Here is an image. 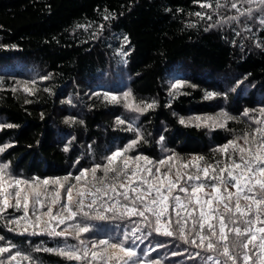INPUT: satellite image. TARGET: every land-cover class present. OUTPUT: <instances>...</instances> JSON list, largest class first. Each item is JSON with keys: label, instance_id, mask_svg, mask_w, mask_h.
<instances>
[{"label": "trees", "instance_id": "16d2710c", "mask_svg": "<svg viewBox=\"0 0 264 264\" xmlns=\"http://www.w3.org/2000/svg\"><path fill=\"white\" fill-rule=\"evenodd\" d=\"M220 2L225 7L216 8V0H0V125H4L0 146L11 145L0 153V164L9 165L5 179L69 177L68 184L82 186L83 180H75L81 170L106 163L111 151L136 139V132L126 130L129 123L143 140L127 155L147 156L154 162L173 153L181 161L197 156H203L205 163L222 161L226 157L215 151L218 147L264 128V123L255 122L264 108V24L260 23L264 6L254 21L243 16L218 24L225 16H239L228 0ZM204 3L213 7H201ZM198 12L205 18L195 15ZM108 14L112 18L105 20ZM121 51L127 55L121 56ZM177 80L186 82L179 95L171 89ZM25 84L34 89L31 94L23 90ZM122 91H130L141 107L153 102L156 106L133 112L121 100L113 103L103 95L119 97ZM208 92L219 95L206 98ZM246 109L249 116L243 115ZM220 112L235 119H224V128L180 123ZM117 117L126 123L117 125ZM8 191L14 200V191ZM47 207V202L44 207L30 204V218L34 219L33 211L43 215ZM53 209L59 211V206ZM102 210L99 204L85 208L92 215ZM23 215V208H10L0 219V247L15 245L11 251L32 257V261L18 258L19 264H82L36 251L79 245L74 237H50L39 229L32 235L31 228L24 234L10 231L15 226L8 220ZM150 220L155 227L154 217ZM133 221L141 218L89 220L90 231L81 239L88 247L100 239L119 242L139 227L134 235L140 239L125 244L137 251L136 264L141 260L143 264H205L209 255L213 260L207 264L226 262L217 252L196 248L178 236L157 234L146 222ZM8 255L0 254L6 264Z\"/></svg>", "mask_w": 264, "mask_h": 264}, {"label": "snow or ice", "instance_id": "6c2138e0", "mask_svg": "<svg viewBox=\"0 0 264 264\" xmlns=\"http://www.w3.org/2000/svg\"><path fill=\"white\" fill-rule=\"evenodd\" d=\"M228 3L232 9L237 10L239 16H250L252 13L251 8L240 11L237 7L240 0L235 2L228 0ZM247 3H258L264 6V0H247ZM201 7L212 8L213 5L204 3ZM215 7L222 8L225 5L220 0H216ZM195 15L205 18L203 13L198 12ZM239 16H225L217 23H230L238 20ZM111 18V14L104 17L105 20ZM206 18L210 20L211 16ZM260 23L264 24V19H261ZM76 27L85 28L90 25ZM211 27L215 25H209V28ZM123 39L125 43L128 42L127 36ZM120 55L126 56L127 53L121 51ZM48 78L41 77V79ZM32 83L34 84L35 81ZM185 83L177 80L171 85V89L176 90V94L179 95L181 94L179 89ZM12 90L16 91L15 88ZM23 90L30 94L34 91L27 84ZM103 95L106 100L113 103H119L121 99L112 93H103ZM216 95L219 94L208 92L206 98ZM131 96L130 91L123 93L125 101H128ZM124 106L130 111L143 113L156 105L153 102L141 107L126 102ZM249 111L246 109L243 115L249 116ZM259 111L261 117H264V108ZM220 117L235 119L222 112L215 118L196 116L189 121L181 119L180 123L187 124L194 121L196 127L224 128L226 125L221 122ZM255 122L264 123V120ZM116 123L124 125L126 121L117 117ZM2 127L4 125H0V128ZM7 127H14V125H7ZM126 130L136 132V139L129 141L123 148L118 147L111 151L105 157L106 163L95 164L90 169L81 170L80 174L75 176V180L77 182L83 180L82 186L68 184L69 177L42 181L38 177L32 181L11 178L9 181L5 179L9 165L0 164V219L10 208H23V216L8 220L9 224L15 226L9 229L10 231L19 229L20 234H24L31 228L32 235L46 233L50 237H74L79 241V245L65 244L64 247L59 248L38 247L36 251L55 253L68 260L81 261L82 264H97V262L98 264H113V262L129 264L130 261L136 264L133 258L137 257V251L134 247L125 246V244L129 239H132L133 244L135 240L140 239L134 235L140 230L139 227L125 233L119 242L100 239L92 242L88 247L81 239L82 233L90 231L87 221L109 220L116 217L129 219L140 217L141 221H133V223L146 222L147 226L157 234L168 237L178 236L181 241L190 243L196 248L207 252H217L226 257L225 264L227 262L264 264V128H254L251 132H245L241 137L229 140L218 147L215 151L221 153L226 159L217 160L215 163H205L203 156L181 161L175 153L155 162L143 155L129 156L127 153L135 149L143 137L131 123ZM8 147L11 145L0 146V153ZM67 150L65 148V151ZM141 161L143 164L140 163ZM162 166L167 167L162 170ZM98 171H102L103 174L98 176ZM89 175L91 176L90 185ZM8 189L14 191V200L12 192ZM61 189L64 190L63 197ZM86 200L90 202L86 203ZM45 202L48 203L47 211L43 215H36L33 211L31 216L34 219H31L30 204L44 207ZM98 204L102 207V211H96L94 215L85 211V208L91 210ZM57 205L59 211H54L53 206ZM105 213L113 215L108 216ZM149 214L154 217L155 227ZM45 216L47 220L44 219ZM77 217L82 219L77 221ZM189 223L192 225L190 229L187 227ZM60 225L66 226L58 231ZM36 229H39V233ZM13 248L15 245L0 247V254L9 253L8 264L12 262L19 264L18 258L32 261L29 255L20 251H11ZM177 254L173 253V255ZM196 255L199 256L200 253ZM212 260V255L207 256L205 264ZM0 264H6L5 260L0 259ZM140 264H143L142 260ZM151 264H160V262L152 261ZM215 264H220V261L216 260Z\"/></svg>", "mask_w": 264, "mask_h": 264}, {"label": "rangeland", "instance_id": "374dc122", "mask_svg": "<svg viewBox=\"0 0 264 264\" xmlns=\"http://www.w3.org/2000/svg\"><path fill=\"white\" fill-rule=\"evenodd\" d=\"M233 2H235V0H233ZM230 5V4H229ZM237 7L240 9V11H243L244 9H246V8H251L252 9V13H251V15L250 16H248V15H246V16H244L245 18H250L251 20H255V19H257V17H258V15L260 14V12H261V5H259L258 3H252V4H249V3H247V0H240V3H238V5H237ZM241 18H243V16H240L239 17V19H241ZM125 91H122L119 95H121V96H119V97H121V102H123V105H125V103L126 102H131V103H134L135 104V102L133 101V98L131 97L128 101H125L124 99H123V93H124ZM130 111V110H129ZM133 112H135V111H133ZM220 113H222V112H220ZM220 113H216V114H214V115H206V116H201V117H218L219 116V114ZM190 118H194V117H188V118H184V120L185 121H189L190 120ZM224 119L225 118H223V117H220V120H221V122H224ZM256 120H264V117H261V114L259 113V115H258V117H257V119ZM194 122V121H193ZM195 123V122H194ZM241 143H243V142H241ZM5 187H7V185H5Z\"/></svg>", "mask_w": 264, "mask_h": 264}]
</instances>
